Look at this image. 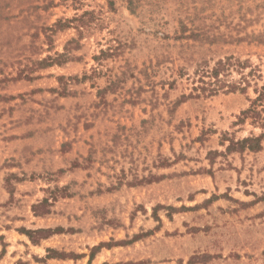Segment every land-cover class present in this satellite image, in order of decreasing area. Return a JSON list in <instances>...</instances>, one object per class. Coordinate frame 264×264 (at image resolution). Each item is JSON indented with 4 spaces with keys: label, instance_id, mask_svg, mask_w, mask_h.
<instances>
[{
    "label": "rangeland",
    "instance_id": "374dc122",
    "mask_svg": "<svg viewBox=\"0 0 264 264\" xmlns=\"http://www.w3.org/2000/svg\"><path fill=\"white\" fill-rule=\"evenodd\" d=\"M227 56L264 73V0H0V151L19 123L70 151L62 170L22 176L48 199L42 220L18 195L0 220L49 227L38 242L63 232L48 257L65 261L47 264L102 248L105 264H264V121L240 120L264 81L194 90ZM262 134L259 151L233 144Z\"/></svg>",
    "mask_w": 264,
    "mask_h": 264
},
{
    "label": "crops",
    "instance_id": "0c3cea01",
    "mask_svg": "<svg viewBox=\"0 0 264 264\" xmlns=\"http://www.w3.org/2000/svg\"><path fill=\"white\" fill-rule=\"evenodd\" d=\"M12 134H14V136L6 140L5 144L14 146L16 148V151L14 148L13 153H6L5 155H3V152L0 151V207H2V205H9L10 203H12L11 201L16 195L21 197L34 198L31 203L33 206V204H38L43 200L42 197L38 200V193L36 191H38L40 194L43 192L40 189L36 191L31 189V187L33 188L35 185H37L35 184L34 178L31 177L29 179H24L22 176L26 174H28L29 176H39L41 173L48 174L49 172L62 170L65 166L64 164L66 163H64V160L66 159V156H69L70 154V151L61 150L62 144L65 140H67V138L64 139L61 137L58 140L54 137H42L40 136L39 132L26 129V124L24 123H19L15 127V130ZM40 140L43 143L47 144L46 147H48L45 148L42 152L39 147ZM80 142V140L74 141L73 145H76ZM29 144L35 145L30 147ZM58 148L60 149L59 151L57 150ZM27 151H33V153L35 151V154H30ZM25 154L31 156L32 158L30 160L26 159ZM7 156H13L15 159H13L12 161V158L8 159ZM10 161H12V164H8ZM78 169H80V167H72V169H66L67 171L63 172V174L75 175L76 173H78ZM12 175H16L19 177L15 180H12L14 181L15 190H11L8 185L9 178L12 177ZM32 216L34 220H42L44 218L43 216H40V214L36 215L34 212H32ZM3 220H5L6 225L2 226L0 224V239L5 242L0 243V255H2V258H5L8 255L13 260H17L19 257L25 260L26 258L28 259V257L33 259V263L23 264H41L37 262L36 259H34V256H37L39 258L45 257L46 262H43L42 264H47L49 262L51 263L59 260L65 261L63 258L48 257L49 251L52 252L54 250H57L56 248L58 247L56 246L54 240L59 235L63 234V232H54V234H50L49 236L41 237L39 242H33L25 232L20 230L21 227H24L26 229H48L49 227H45L42 225L37 227H29L25 224L26 222L23 218H17L14 221L5 216V218L0 220V222ZM17 221L22 222L23 224L20 225V227L11 225L13 222ZM103 249L104 248L95 253V256L90 261V264H105L106 260H101L100 257L104 253ZM106 249L109 250L110 248ZM75 259H77V261H81L80 256H77ZM84 259L87 260L86 264H89L90 255H85Z\"/></svg>",
    "mask_w": 264,
    "mask_h": 264
},
{
    "label": "trees",
    "instance_id": "16d2710c",
    "mask_svg": "<svg viewBox=\"0 0 264 264\" xmlns=\"http://www.w3.org/2000/svg\"><path fill=\"white\" fill-rule=\"evenodd\" d=\"M245 63L246 62L236 59L234 56H227L223 59H219L216 62V65L213 67V69L209 71L210 81H205V79H201L200 81L203 83V85L194 87V90L199 91V93H196V96H199L201 92L203 93L208 92V94L213 95L214 93L219 91L221 87L227 88L228 91H237V90L246 91L250 83L249 76H254V77L259 76L261 77L260 79L264 81V73H262V70L260 68H254V66L250 65L251 70L248 73H245L244 69L248 67V65H245ZM235 67H238L241 69L240 70V74H241L240 81L234 82V83L233 82L225 83L223 77L227 76ZM255 91L258 94V96L255 99H251V106L242 112L241 114L242 117H240L241 121L246 120V118L249 117L250 114L251 116L255 118H261L264 121V109L258 110L257 107L255 106L258 101H262L264 99V83L260 87H257ZM262 137H263V134L260 136H255V137L249 136V137L243 138L240 141H237L236 143L233 142V144H236V145L238 144L244 149L248 148L252 151H259L262 148V144H261ZM47 202H48V199H43L38 204L33 205L34 213L38 215L36 208L40 205L46 204ZM20 230L25 232L31 238L33 242H37V240L34 237V234H37L40 232H49V233L51 232V229L49 228L48 229L40 228V229L32 230V229H26L24 227H21ZM53 232H56V231H53ZM48 256H50V251H49ZM94 256L95 254L91 253L89 264Z\"/></svg>",
    "mask_w": 264,
    "mask_h": 264
}]
</instances>
